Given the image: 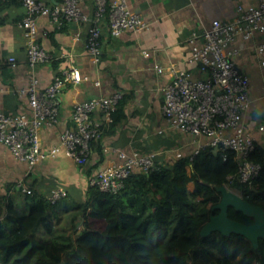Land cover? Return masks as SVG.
I'll return each instance as SVG.
<instances>
[{"label": "crops", "instance_id": "obj_1", "mask_svg": "<svg viewBox=\"0 0 264 264\" xmlns=\"http://www.w3.org/2000/svg\"><path fill=\"white\" fill-rule=\"evenodd\" d=\"M39 1L51 9L59 4L58 0ZM256 1L125 0L128 8L138 13L147 27L112 37L107 25H103L102 55L98 63L84 50L89 24L67 22L57 27L48 17H40L38 28L43 34L39 42L52 56L50 62L33 71L40 87L48 86L69 67H75L88 78L77 86L68 85L60 95L59 123L43 128L39 133L43 149L58 147L61 133L71 126L75 103L115 92L122 94V100L116 121L106 125L102 138L92 144V154L85 167L77 166L61 148L55 157L30 170L7 148L0 146V194L5 195L10 188L8 195H12L14 188L18 191L19 183L27 189L37 181L38 189L49 198L52 191L65 193L69 189L84 200L89 178L122 162L120 155L155 154L158 163L172 162L178 154L181 157L192 155L207 140L170 127L162 115L161 89L171 81L172 69L188 70L193 77H200L198 67L187 62L190 56L187 41L192 34L209 29L216 20L232 21L238 5L249 7ZM96 3L97 0H85L82 5L90 18ZM1 16L0 59L14 57L16 62L0 66V111L17 113L27 110L26 101L17 95V91L27 85L31 75L26 65L23 31L19 26L24 9L22 6L9 7ZM236 46L240 52L234 60L250 79V107L244 114V123L261 142L264 133L257 129L264 126V66L252 44L241 41ZM96 81H100V86L95 85Z\"/></svg>", "mask_w": 264, "mask_h": 264}, {"label": "built area", "instance_id": "obj_2", "mask_svg": "<svg viewBox=\"0 0 264 264\" xmlns=\"http://www.w3.org/2000/svg\"><path fill=\"white\" fill-rule=\"evenodd\" d=\"M84 1L58 0V6L51 9L39 0H22L24 16L19 26L23 31L26 65L31 75L27 85L18 89L17 95L26 101L27 110L17 113L0 111V146L7 148L30 170L55 157L61 148L77 166L85 167L92 154V144L102 138L104 127L113 122L112 115L122 100V94L115 92L75 103L71 127L61 133L58 147L43 149L39 133L43 128L55 127L59 123L60 95L68 85L77 86L88 78L75 67H69L48 86L40 87L33 71L50 62L52 56L39 42L43 34L38 28L39 18L48 17L57 27L63 22L89 24L84 50L95 63L100 61L102 54L103 25H107L112 37L126 31L139 32L147 27L140 15L128 8L125 0H97L92 18L83 10ZM241 41L252 44L264 66V0H257L249 7L238 5L232 21L216 20L209 29L191 35L187 41L190 45L187 62L198 67L200 77H193L188 70L172 69L171 81L161 89L162 115L171 128L207 140L198 146L190 160L207 147L217 152H232L238 166L235 177L241 183H248L258 175L261 167L249 160L257 139L244 123V114L250 107V79L234 60L240 52L236 45ZM15 62L14 57L0 59V66ZM100 84V81L95 82L97 86ZM257 131L264 133V126H259ZM120 157L122 162L90 177L89 187L116 193L134 171L149 174L156 167L155 154L133 152L130 156ZM180 157L178 154L177 158ZM227 180L232 183L234 179L230 176ZM17 188L27 191L23 183ZM64 195L60 190L52 191L50 200L55 202Z\"/></svg>", "mask_w": 264, "mask_h": 264}, {"label": "trees", "instance_id": "obj_3", "mask_svg": "<svg viewBox=\"0 0 264 264\" xmlns=\"http://www.w3.org/2000/svg\"><path fill=\"white\" fill-rule=\"evenodd\" d=\"M20 6L22 0H0V18L7 8ZM191 156L156 162L149 174L136 170L116 193L88 187L84 200L67 189L52 202L34 181L23 194L22 211L8 188L0 194V264H264L262 239L254 249L238 234H200L218 213L212 209L220 200L217 187L224 185L264 208V139L256 141L249 156L261 170L248 183L235 177L238 166L232 152L207 147ZM60 214L68 216L70 231L61 221L53 226L51 219ZM228 215L244 224L253 222L233 209ZM80 220L82 230L77 229Z\"/></svg>", "mask_w": 264, "mask_h": 264}, {"label": "water", "instance_id": "obj_4", "mask_svg": "<svg viewBox=\"0 0 264 264\" xmlns=\"http://www.w3.org/2000/svg\"><path fill=\"white\" fill-rule=\"evenodd\" d=\"M220 194V200L213 206L217 210L209 221L201 229V236L206 237L214 232L224 236L238 234L245 237L252 244L254 249L259 246V240H264V208L244 200L237 193L229 190L226 186L216 188ZM229 209L242 213L253 220L252 224H244L229 217Z\"/></svg>", "mask_w": 264, "mask_h": 264}, {"label": "rangeland", "instance_id": "obj_5", "mask_svg": "<svg viewBox=\"0 0 264 264\" xmlns=\"http://www.w3.org/2000/svg\"><path fill=\"white\" fill-rule=\"evenodd\" d=\"M66 23V22H63V24ZM188 172L190 173V169L188 170ZM188 173V174H189ZM187 188L188 190L192 191L194 190L195 188V185L193 182H190L188 185H187ZM14 193H12L11 195V199L13 200L15 206L17 209H19L20 211H22L25 206H24V196L23 194L25 193V191L23 192V190L21 189V192H18L17 190H13ZM236 193V192H235ZM60 218H54L53 220L51 219V222L53 223V226L54 227H59L60 226V221L63 223V225L65 226V228H68V230L70 231L71 230V227L69 225V220H68V216L66 214L62 215L60 214ZM81 221V220H80ZM78 221V224H77V229L78 230H82L83 229V222L81 221ZM66 225H69V226H66ZM257 264V263H256Z\"/></svg>", "mask_w": 264, "mask_h": 264}, {"label": "clouds", "instance_id": "obj_6", "mask_svg": "<svg viewBox=\"0 0 264 264\" xmlns=\"http://www.w3.org/2000/svg\"><path fill=\"white\" fill-rule=\"evenodd\" d=\"M18 189V188H17ZM18 190H21V189H18ZM50 199V198H49Z\"/></svg>", "mask_w": 264, "mask_h": 264}]
</instances>
